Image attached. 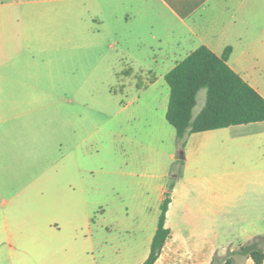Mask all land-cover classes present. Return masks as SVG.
I'll return each instance as SVG.
<instances>
[{
  "label": "crops",
  "instance_id": "obj_1",
  "mask_svg": "<svg viewBox=\"0 0 264 264\" xmlns=\"http://www.w3.org/2000/svg\"><path fill=\"white\" fill-rule=\"evenodd\" d=\"M124 9L127 27L151 22L154 40L164 42L156 27L172 35L174 62L155 58L164 78L201 45L219 56L230 47L228 64L264 97V0H125ZM39 12L53 9L0 0V264H100L99 225L76 190L94 174L81 150L84 104L65 94L68 71L47 67L54 22L36 19ZM155 79L130 88L147 90ZM180 166L167 214L171 236L155 264H215L264 236V121L192 133ZM35 191L50 197L47 212L30 206ZM231 264L254 261L234 255Z\"/></svg>",
  "mask_w": 264,
  "mask_h": 264
},
{
  "label": "rangeland",
  "instance_id": "obj_2",
  "mask_svg": "<svg viewBox=\"0 0 264 264\" xmlns=\"http://www.w3.org/2000/svg\"><path fill=\"white\" fill-rule=\"evenodd\" d=\"M124 1L30 0L53 9L47 17L39 12L36 18L54 22L46 42L51 55L47 67L67 70L70 84L65 94L84 104L81 150L94 174L76 190L84 191L86 211L99 225L101 247L95 255L100 264H141L159 220L164 189L181 169L176 130L166 118L170 87L155 60L165 66L174 62L172 35L165 38L166 29L156 27L164 42L154 40L151 22L142 30L134 20L127 27ZM167 54L171 60L164 59ZM131 67L134 74L129 75ZM153 78L147 90L130 88L152 84ZM206 95L202 88L194 114L204 107ZM59 126L52 125L53 137ZM59 148H54V158ZM48 197L35 196L30 206L45 213ZM234 255H241L238 248L217 256L215 264Z\"/></svg>",
  "mask_w": 264,
  "mask_h": 264
},
{
  "label": "trees",
  "instance_id": "obj_3",
  "mask_svg": "<svg viewBox=\"0 0 264 264\" xmlns=\"http://www.w3.org/2000/svg\"><path fill=\"white\" fill-rule=\"evenodd\" d=\"M230 53L231 48L228 47L219 56L206 45H201L165 75L170 87L166 118L176 129L180 163L192 133L264 121V97L228 64ZM202 88L207 89L206 102L194 115ZM175 180L164 193L150 253L142 264H155L171 236L167 214ZM238 252L252 258L254 264H264V236L241 245ZM231 263L232 257L224 262Z\"/></svg>",
  "mask_w": 264,
  "mask_h": 264
}]
</instances>
